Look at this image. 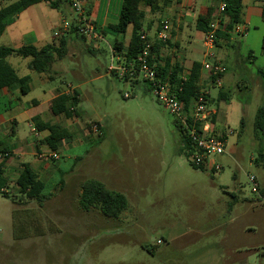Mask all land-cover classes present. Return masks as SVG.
Returning <instances> with one entry per match:
<instances>
[{
    "label": "rangeland",
    "instance_id": "1",
    "mask_svg": "<svg viewBox=\"0 0 264 264\" xmlns=\"http://www.w3.org/2000/svg\"><path fill=\"white\" fill-rule=\"evenodd\" d=\"M16 1L0 0V9ZM148 15L156 30L164 14ZM194 24L177 32L179 56L205 64L209 51L203 41L197 39L198 52L191 53L190 37L199 34ZM247 29L243 36L240 28L230 44L222 43L227 53L221 89L208 86L202 73L208 108L215 111L213 131L226 146L224 155L213 158L221 167L214 174L191 164L182 127L154 94L121 79L118 66L124 65L111 48L114 36L82 40L72 33L68 55L44 75L53 77L56 87L68 84L77 91L79 118L61 124L48 114L42 119L67 127L78 141L71 152L59 153L61 171L47 178L49 199L43 207L19 202L12 188L6 197L0 194V264H264V204L248 180L255 176L264 183V167L255 164L264 152V135L255 129L264 95L259 76L264 22L254 20ZM131 33L129 28L126 44ZM21 43L0 39L2 46ZM10 62L20 75L27 74L26 60ZM220 92L229 99L219 100ZM4 144L13 145L11 140ZM88 180L124 195V214L113 219L96 209L83 211L81 185ZM231 252L236 259L229 263Z\"/></svg>",
    "mask_w": 264,
    "mask_h": 264
},
{
    "label": "trees",
    "instance_id": "2",
    "mask_svg": "<svg viewBox=\"0 0 264 264\" xmlns=\"http://www.w3.org/2000/svg\"><path fill=\"white\" fill-rule=\"evenodd\" d=\"M91 1V0H87ZM264 4V0H258ZM47 3L51 9L60 10L62 4H69L70 0H18L6 7L0 9V38L22 12L32 6ZM169 0H123L120 15L117 23L108 26L107 30L102 32L103 37L114 36L116 39L111 43V48L120 58L119 63H123L126 70L134 67V73H125L123 81L131 82L133 86L142 87L145 93H151L150 84L139 78L137 58L143 53L147 43L150 45L148 62L154 67L159 80L170 83L172 91L177 99L188 110L201 91L200 81L203 73V64L195 62L191 68L186 81H183L182 75L184 67L179 62L171 63L170 57L162 56V51L171 46L170 41L161 42L155 37H150L147 30H151V23L147 25V14L142 9H148L152 15L162 14ZM223 5V11L219 6ZM245 4L244 0H216L215 4L209 7L205 15L197 18L196 28L199 32L208 33L210 25L216 20L219 21V27L216 31L215 45L221 47L222 42L230 44L235 30L238 26L244 25ZM264 22V7L262 12ZM132 28L129 43L126 44L124 36L128 29ZM159 30V29H158ZM157 30V32H158ZM71 33L76 34L77 38L86 40L85 37L78 34L74 25ZM146 34V42L141 39ZM122 37L121 40L118 38ZM68 37L54 40L47 45L38 48L33 45H24L19 48L0 45V91L7 89L13 91L18 89L21 96L30 93L31 78L28 75H20L19 68L10 62L11 58H21L27 61L28 73L45 74L50 73L52 67L62 61L68 55ZM264 50V39H263ZM112 74L119 77L117 72ZM264 86V71L259 73ZM219 100H228L227 94L220 92ZM80 104V97L75 90L72 95L61 94L49 103V114L52 117L64 116L67 120L79 118L77 106ZM214 121V120H213ZM36 131L46 133L45 144L52 152H58L64 144L71 143L75 139V133L63 126L44 122L40 118L34 119ZM180 125V123H179ZM181 127V125H180ZM256 131L264 130V95L263 104L259 107L255 119ZM183 132V129L181 130ZM186 136V135H185ZM186 149L190 153L191 143L186 136ZM184 146L181 148L184 149ZM0 155L3 160L0 161V194L5 197L8 195L7 180L5 178V162L10 157L9 150L2 149ZM258 167H264V152L262 151L255 160ZM196 168V167H195ZM261 183V182H260ZM46 184L39 180L36 172L29 164H24L23 169L16 181V193L20 196L19 202L36 201L39 207H43L49 195L45 194ZM261 193L264 195V183H261ZM80 208L88 212L92 209L100 211L108 218L117 219L128 208V203L124 195L108 190L104 184L96 180H88L81 185ZM232 208V207H231Z\"/></svg>",
    "mask_w": 264,
    "mask_h": 264
},
{
    "label": "crops",
    "instance_id": "3",
    "mask_svg": "<svg viewBox=\"0 0 264 264\" xmlns=\"http://www.w3.org/2000/svg\"><path fill=\"white\" fill-rule=\"evenodd\" d=\"M215 1L216 0H169V4L163 11L164 18L170 19L173 28L171 37L168 40L171 46L169 48L167 47L168 49H163L162 56L170 57L171 63L176 61L179 62L184 67L182 76L188 77L195 62H186L184 57L179 56L181 45L177 40V32H183L185 28H191L194 23V25H196L197 18L200 15H205L209 7L215 4ZM86 3V15L94 23L99 32H104L109 25L117 23L123 0H91ZM263 7L264 4L258 0H248L245 4L244 25L239 26L244 32L243 36L254 20H262ZM143 10L147 14V26L150 23V16L148 15L149 10ZM72 11L68 3L62 4L60 10L51 9L47 3L32 6L18 15L16 20L7 27L1 38L6 37L10 42L23 41L24 44L27 43V45L41 48L57 40L54 38V32L63 21L74 22L75 16L72 14ZM24 23L26 26L22 28L21 25H24ZM158 29L159 26L156 30H147V33L150 37H155ZM49 31L52 32L51 35L48 33ZM71 34L72 33L68 31L65 37H69ZM190 39V44L192 46L191 53L195 55L198 52L196 46L197 39L203 41L205 45V34L199 32L195 38L190 37ZM23 43H21V45ZM128 43L129 40L127 41V44ZM21 45H8L7 47L19 48L22 47ZM222 46L223 45L217 47L214 45L213 47H207L205 45V47L208 48V54H212L215 58L220 60L223 59L222 57H226L227 53ZM166 50H169L170 53L167 54ZM208 54L204 53V56L207 57ZM28 74L31 78L30 93L28 95L21 96L18 89L13 91L3 89L0 91V151L2 149L9 150L10 157L5 162L4 171L8 183L7 188H12L15 192L16 181L24 164H29L38 175L39 180L46 184L53 175L61 171V168L56 165V162L61 159L59 153L66 148V151L71 152V145L74 144V141L66 143L60 151L52 152L45 144V137L47 134L36 131L34 119L40 118L44 122H50L42 119L44 114H48L53 121H57L59 124H61L60 121L62 119L71 121L67 120L64 116L52 117L49 114L48 108L49 103L53 99L61 94L72 95L75 89L68 84L66 85L67 88H65L64 85V88L56 87L53 82V77L45 76L44 73L31 74L27 72L26 75ZM54 76H57L56 72ZM35 91L38 92L37 95L27 100L28 96L34 94ZM6 140H11L13 145L11 147L5 145L4 142ZM77 141L75 140V143H77ZM56 154L59 156L58 160L53 159V155ZM48 177L50 178L47 179ZM234 202L237 203V199ZM233 221L234 219L231 220L232 223ZM231 255L232 256H229V263H231V260L236 259V256H233L232 252Z\"/></svg>",
    "mask_w": 264,
    "mask_h": 264
},
{
    "label": "built area",
    "instance_id": "4",
    "mask_svg": "<svg viewBox=\"0 0 264 264\" xmlns=\"http://www.w3.org/2000/svg\"><path fill=\"white\" fill-rule=\"evenodd\" d=\"M87 0H70V7L76 12L77 17L74 22L63 21L58 29L54 32V38L59 40L63 38L68 31L72 29V25L76 28L79 35L91 40H103L102 35L97 34V29L94 23L86 15ZM224 6H220V11H223ZM219 27V21H215L210 25V31L205 33V45L213 47L215 45V34ZM172 23L170 19L163 18L159 30L157 32V39L161 42H167L172 33ZM239 26L235 33H239ZM141 39L146 42L147 36L143 34ZM150 45L147 43L143 53L137 58L139 78L142 81L150 84L156 100L180 123L183 132L191 143L189 160L191 164L199 169L211 171L213 174L221 171L220 165L214 161V157L222 156L226 152L225 138L221 135L216 136L213 131V124L211 123V116L215 111H210L209 106V89L205 88V84L200 81L201 91L193 104L188 110H185L183 104L179 102L176 94L172 91L170 83L159 80L153 66L148 62ZM209 62L203 64V72L207 73L208 86L222 88V78L225 74L226 68L222 60L217 59L212 54L207 56ZM111 71H116L112 69ZM118 71L130 73L133 75L134 67L130 70L120 68ZM122 75V76H123ZM183 81L187 80V76H182ZM128 98V96H125ZM94 132H97L98 125L92 127ZM264 135V130L262 131ZM54 160H58L59 156L53 155ZM3 157L0 155V161ZM252 186V193L257 197L258 202L264 204V195L261 193V183L257 177L251 176L248 178Z\"/></svg>",
    "mask_w": 264,
    "mask_h": 264
}]
</instances>
